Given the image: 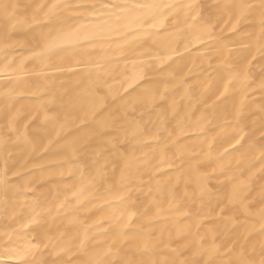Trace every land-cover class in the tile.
Masks as SVG:
<instances>
[{"label":"clouds","instance_id":"clouds-1","mask_svg":"<svg viewBox=\"0 0 264 264\" xmlns=\"http://www.w3.org/2000/svg\"><path fill=\"white\" fill-rule=\"evenodd\" d=\"M0 264H264V0H0Z\"/></svg>","mask_w":264,"mask_h":264}]
</instances>
